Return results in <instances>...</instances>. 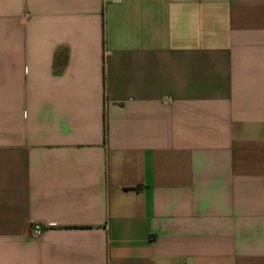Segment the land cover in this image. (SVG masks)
<instances>
[{"label":"crops","instance_id":"crops-1","mask_svg":"<svg viewBox=\"0 0 264 264\" xmlns=\"http://www.w3.org/2000/svg\"><path fill=\"white\" fill-rule=\"evenodd\" d=\"M0 264H264V0H0Z\"/></svg>","mask_w":264,"mask_h":264},{"label":"built area","instance_id":"built-area-1","mask_svg":"<svg viewBox=\"0 0 264 264\" xmlns=\"http://www.w3.org/2000/svg\"><path fill=\"white\" fill-rule=\"evenodd\" d=\"M112 2H120L121 0H110ZM45 230V227L40 223L32 225V233L36 236L41 235Z\"/></svg>","mask_w":264,"mask_h":264}]
</instances>
